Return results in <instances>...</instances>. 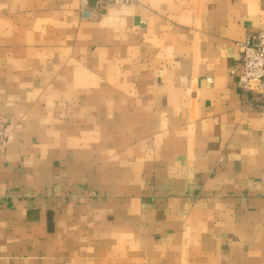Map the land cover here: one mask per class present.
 I'll list each match as a JSON object with an SVG mask.
<instances>
[{
  "label": "crops",
  "instance_id": "0c3cea01",
  "mask_svg": "<svg viewBox=\"0 0 264 264\" xmlns=\"http://www.w3.org/2000/svg\"><path fill=\"white\" fill-rule=\"evenodd\" d=\"M95 2L0 0V264H264V0Z\"/></svg>",
  "mask_w": 264,
  "mask_h": 264
},
{
  "label": "built area",
  "instance_id": "2783aa9c",
  "mask_svg": "<svg viewBox=\"0 0 264 264\" xmlns=\"http://www.w3.org/2000/svg\"><path fill=\"white\" fill-rule=\"evenodd\" d=\"M138 0H96L95 7L106 5H132ZM240 64L231 71L238 89L242 92L246 107L264 113V29L250 33L239 44ZM209 81H212L210 78ZM8 136L7 127L0 126V141Z\"/></svg>",
  "mask_w": 264,
  "mask_h": 264
}]
</instances>
